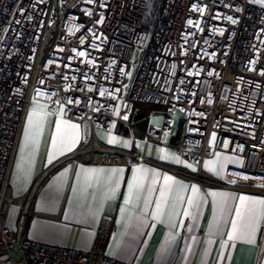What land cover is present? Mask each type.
<instances>
[{"label":"built area","instance_id":"built-area-1","mask_svg":"<svg viewBox=\"0 0 264 264\" xmlns=\"http://www.w3.org/2000/svg\"><path fill=\"white\" fill-rule=\"evenodd\" d=\"M135 52L139 63L124 90ZM124 93V103L162 107L161 123L145 132L159 144L175 128L176 115L182 117L176 152L196 168L143 162L204 189L264 196V3L0 0V264H132L106 252L113 227L106 215L88 250L7 227L10 180L31 102L43 101L50 113L80 125L74 158L119 151L98 143L95 131L123 120ZM217 152L240 159L234 183L204 173L203 163ZM32 194L21 207L19 230L31 217Z\"/></svg>","mask_w":264,"mask_h":264},{"label":"crops","instance_id":"crops-1","mask_svg":"<svg viewBox=\"0 0 264 264\" xmlns=\"http://www.w3.org/2000/svg\"><path fill=\"white\" fill-rule=\"evenodd\" d=\"M125 96L118 107L124 111L123 120L115 121L109 130L95 131L98 143L119 151H95L74 158L69 156L81 147L80 125L50 113L43 101L31 102L26 118L29 127L24 126L10 180L16 213L20 214L33 191L31 217L22 230H15L12 222V230L43 243L88 250L94 245L100 218L106 215L113 219L106 252L121 261L264 264V196L204 189L197 182L143 162L148 158L169 166L196 168L176 152L184 130L182 117L176 115L175 128L159 144L145 132L161 123L162 107L130 105L124 103ZM31 109L37 110L35 115ZM110 139L116 143L109 144ZM240 163L233 154L217 152L202 168L209 176L234 183ZM165 175L173 180L165 182ZM241 197H245L243 203ZM230 233L236 238L229 239Z\"/></svg>","mask_w":264,"mask_h":264},{"label":"rangeland","instance_id":"rangeland-1","mask_svg":"<svg viewBox=\"0 0 264 264\" xmlns=\"http://www.w3.org/2000/svg\"><path fill=\"white\" fill-rule=\"evenodd\" d=\"M258 1H260V0H258ZM139 58H140V53L135 52V54L132 57L131 62H130L129 73L127 75L126 84L123 87L124 90L129 86V84L131 83V81L133 79V76L135 75L137 65L139 63ZM36 111L37 110L31 109V115H35ZM27 127H29V120H27V122H26L25 129ZM23 134H24V132H23ZM10 191H11V189H10ZM13 207H14V204L12 203L10 206V209H9L8 217H7V227H9L12 230V222H13V224L16 225L15 230H17V228H18L17 221L19 218V213H16Z\"/></svg>","mask_w":264,"mask_h":264},{"label":"snow or ice","instance_id":"snow-or-ice-1","mask_svg":"<svg viewBox=\"0 0 264 264\" xmlns=\"http://www.w3.org/2000/svg\"><path fill=\"white\" fill-rule=\"evenodd\" d=\"M260 2L264 3V0H260ZM79 55L83 56L84 53L81 52V53H79ZM69 102H71V101H69ZM29 119L31 120V117H30ZM124 119H127V117L125 116ZM72 127L75 128V127H77V126H76V125H72ZM108 143H109V144H113V143H116V141H115V139H110V140L108 141ZM210 163H211V162H210ZM188 167H191V165H188ZM89 171H102V170H89ZM111 171H112V172H116V171H123V170H122V169H112ZM245 178H246V177H245ZM164 180H165V182L172 181V180H173V177L165 175ZM129 187L131 188L132 185L130 184ZM193 191H194V192L197 191V189L195 188V186H193ZM212 195H216V194H215V193H212ZM240 199H241V202L243 203L245 197H241ZM189 203L191 204L192 201L189 200ZM239 214H240V213H239V210H238V211H237V215H239ZM235 228H236V225H235V222H233V230H234V231H235ZM253 235H254V233H253ZM235 238H236V237L234 236L233 233H230V234H229V239H235Z\"/></svg>","mask_w":264,"mask_h":264}]
</instances>
